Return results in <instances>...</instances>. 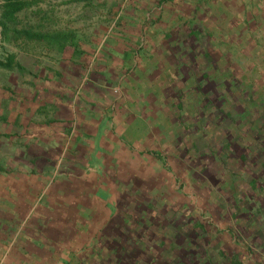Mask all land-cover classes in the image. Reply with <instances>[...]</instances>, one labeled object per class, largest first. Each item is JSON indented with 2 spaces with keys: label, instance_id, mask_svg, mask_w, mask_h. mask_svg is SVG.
Wrapping results in <instances>:
<instances>
[{
  "label": "rangeland",
  "instance_id": "obj_1",
  "mask_svg": "<svg viewBox=\"0 0 264 264\" xmlns=\"http://www.w3.org/2000/svg\"><path fill=\"white\" fill-rule=\"evenodd\" d=\"M25 3L0 25L1 60L45 41L25 31L63 28L86 44L111 34L132 58L143 46V57H153L156 104L167 107L142 115L146 126H127L123 149V134L108 130L104 153L114 154L112 164L96 165L94 179L72 177L92 165H65L63 189L42 191L45 208L16 222L27 248L55 243L56 253H72L69 260L0 264H264V0ZM12 69L0 67V79ZM65 136L68 155L76 134ZM7 249L0 244L1 256Z\"/></svg>",
  "mask_w": 264,
  "mask_h": 264
},
{
  "label": "crops",
  "instance_id": "obj_2",
  "mask_svg": "<svg viewBox=\"0 0 264 264\" xmlns=\"http://www.w3.org/2000/svg\"><path fill=\"white\" fill-rule=\"evenodd\" d=\"M42 33L46 35L30 38L45 40L42 44L32 45L24 53L15 50V71L0 79V237L8 235L0 238V244L8 246L0 260L44 261L50 257L60 261L68 256L69 260L72 253L64 249L56 253L55 243L27 248L25 228L16 222L31 220L29 213L45 208L38 203L42 191L50 186L63 189L62 180L70 174L65 165H92L89 170L93 172L80 167L72 177L87 175L94 179L96 165L101 168L100 164H112L114 154L104 153L108 130L113 128L123 134V139L127 126L147 125L149 119L142 115L153 118L160 106L167 107L156 104V97H161L156 81L159 75L152 71L153 57H143L144 46L136 59L132 58V49L120 42L122 38L112 40L111 34L100 33L98 38L95 34L86 44L63 28ZM22 57L24 62L19 60ZM126 89L133 95L134 102L129 104L125 101ZM139 106L143 110L140 115ZM65 133L76 134L67 145L68 155L64 153ZM86 134H91V140L84 137ZM124 142L118 143L121 149ZM105 155L107 160L102 159ZM120 159L122 163L125 160ZM58 165L62 168L59 173L55 172Z\"/></svg>",
  "mask_w": 264,
  "mask_h": 264
},
{
  "label": "trees",
  "instance_id": "obj_3",
  "mask_svg": "<svg viewBox=\"0 0 264 264\" xmlns=\"http://www.w3.org/2000/svg\"><path fill=\"white\" fill-rule=\"evenodd\" d=\"M25 0H4L2 6V13L0 19V25L6 27V23L13 21L15 19L16 14L21 11L25 7ZM27 37H38L41 38L40 34H29L26 33ZM0 67L5 69H12L16 67L14 56L9 55L5 60L0 59Z\"/></svg>",
  "mask_w": 264,
  "mask_h": 264
}]
</instances>
